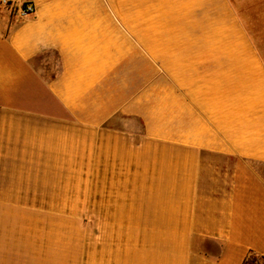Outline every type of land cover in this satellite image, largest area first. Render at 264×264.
Returning <instances> with one entry per match:
<instances>
[{
    "label": "crops",
    "instance_id": "0c3cea01",
    "mask_svg": "<svg viewBox=\"0 0 264 264\" xmlns=\"http://www.w3.org/2000/svg\"><path fill=\"white\" fill-rule=\"evenodd\" d=\"M118 117L153 169L75 175ZM75 177L129 235L58 249ZM0 264H264V0H0Z\"/></svg>",
    "mask_w": 264,
    "mask_h": 264
},
{
    "label": "rangeland",
    "instance_id": "374dc122",
    "mask_svg": "<svg viewBox=\"0 0 264 264\" xmlns=\"http://www.w3.org/2000/svg\"><path fill=\"white\" fill-rule=\"evenodd\" d=\"M141 127L137 122L127 118L118 117L100 130L90 133L91 145L89 147V164L79 163V158L75 160V175L81 174V168L87 166L90 174H96L98 170V160L105 154L106 170L113 169V159L109 156L117 155L120 159L116 167L122 171L135 169V164L131 163L134 158L137 160L138 170L153 169V163H148V155L157 154L155 148L142 147ZM105 141V146L103 142ZM102 142V143H101ZM116 144V145H114ZM81 150V148H80ZM102 154V158L99 155ZM110 160V162H109ZM224 165V164H223ZM79 169V170H78ZM87 180L74 179V202L72 210L58 211V249L73 250L80 254L84 249L97 250L99 245L98 235L125 236L130 234L129 224L130 212L122 209V205L117 210H99L97 204V178L89 179V186L85 185ZM116 216L117 225L114 224ZM104 246V242L101 243ZM80 259H75V261Z\"/></svg>",
    "mask_w": 264,
    "mask_h": 264
},
{
    "label": "built area",
    "instance_id": "2783aa9c",
    "mask_svg": "<svg viewBox=\"0 0 264 264\" xmlns=\"http://www.w3.org/2000/svg\"><path fill=\"white\" fill-rule=\"evenodd\" d=\"M33 13H34V8L30 4L23 6L21 11H20V15L23 18H26V17L32 15Z\"/></svg>",
    "mask_w": 264,
    "mask_h": 264
}]
</instances>
